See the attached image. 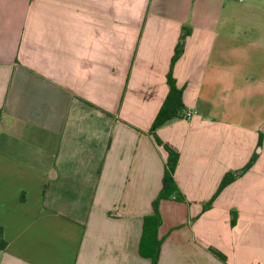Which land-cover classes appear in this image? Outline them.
Returning a JSON list of instances; mask_svg holds the SVG:
<instances>
[{
	"label": "crops",
	"instance_id": "crops-1",
	"mask_svg": "<svg viewBox=\"0 0 264 264\" xmlns=\"http://www.w3.org/2000/svg\"><path fill=\"white\" fill-rule=\"evenodd\" d=\"M184 27L192 118L157 135L186 201L160 204L159 264H264V0H0V264H152L169 155L150 130Z\"/></svg>",
	"mask_w": 264,
	"mask_h": 264
},
{
	"label": "trees",
	"instance_id": "trees-1",
	"mask_svg": "<svg viewBox=\"0 0 264 264\" xmlns=\"http://www.w3.org/2000/svg\"><path fill=\"white\" fill-rule=\"evenodd\" d=\"M191 34V30L189 27H184L179 43L175 50V54L171 61L170 71L167 75V82L170 87L169 95L159 111L152 129L150 130V134L155 138L156 143L163 147L168 152V160L165 168V178L163 189L160 195L153 202V213L150 216H147L144 221L143 235L139 244V254L141 257L149 259L152 261V264H159L161 247L164 242L163 239L159 237V229L162 225V217L160 213V204L162 201H180L185 202L186 198L181 193L180 189L177 186L175 181V172L179 163V154L173 150L168 144L163 142L157 135V130L169 122L186 119V113L188 110L185 107L183 102V90L177 87L176 79L174 78V67L179 59L182 57L185 50V43L187 37ZM263 145V137L261 136L259 139V143L255 153L252 158L248 162V164L242 168L241 170L235 172L227 173L215 196L212 198L210 202H208L204 206V210H209L217 197L221 194V192L234 183L237 179L242 177L245 173H247L257 162L260 154V149ZM232 220V225L236 223V213L234 212ZM8 246V242L5 238L4 228L0 226V251H4ZM211 253L221 260L224 263H227V257L218 251L215 248L210 249Z\"/></svg>",
	"mask_w": 264,
	"mask_h": 264
},
{
	"label": "built area",
	"instance_id": "built-area-1",
	"mask_svg": "<svg viewBox=\"0 0 264 264\" xmlns=\"http://www.w3.org/2000/svg\"><path fill=\"white\" fill-rule=\"evenodd\" d=\"M238 2H240V3H244V2H246L247 0H237ZM192 118V114H191V112H187L186 113V119H191Z\"/></svg>",
	"mask_w": 264,
	"mask_h": 264
}]
</instances>
